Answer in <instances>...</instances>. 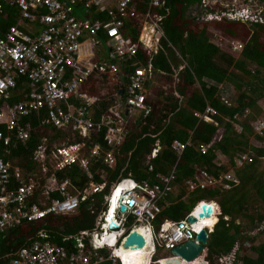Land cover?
Returning <instances> with one entry per match:
<instances>
[{"label":"built area","instance_id":"2783aa9c","mask_svg":"<svg viewBox=\"0 0 264 264\" xmlns=\"http://www.w3.org/2000/svg\"><path fill=\"white\" fill-rule=\"evenodd\" d=\"M165 3L166 0H151L150 7L163 8ZM206 4L203 0L204 8ZM7 6L19 9L20 13L16 24L6 30L0 27V102L13 95L20 99L0 108V238L22 224L38 222L50 215H74L82 203L93 200L97 194H102L103 204L95 218L94 229L62 238L64 243L74 240L71 250L51 243L48 232L38 230L27 244L7 254L5 261L0 257V264H103L105 259L115 263L122 260L117 244L135 227H141L151 242L148 264L169 260L208 264L203 257L204 249L189 262L174 256L171 250L188 239L195 241V235L201 229H205L209 237L206 226L196 229L195 224L208 219L197 217L202 212V204L212 205L211 217L222 216L216 201L200 200L182 219H164L156 224L162 212L160 203L170 205V197H176L179 190L174 169L167 174H157L154 184L137 182L130 174L109 181L100 169V166L116 165L118 148L124 141L120 116H127L131 109H138L146 116L151 110L145 100L156 72L151 60L158 53L159 41L164 36L159 27L163 17L152 15L150 10L145 15L140 14L136 0H0V16ZM244 17L261 23V18L253 14ZM133 20H139L141 25L135 43L122 34L125 24ZM143 32H146L144 38L141 37ZM228 45L233 51L243 49L239 42L229 41ZM101 46L107 50L105 60H100ZM139 47L149 56L148 61L124 74V62L133 58ZM90 78L102 87L110 86L112 95L89 93ZM223 87L219 86L223 93L221 99L229 105ZM115 96L121 98L120 102L114 99ZM104 98L110 101V106L101 119L94 121L92 107ZM214 115L216 111L207 107L204 114L197 116L217 126ZM248 115L249 111L245 110L229 121L236 133L242 132L240 123L246 121ZM31 117H36L38 125L47 130L34 151L36 167L26 173L5 158L10 153L8 146L26 143L35 132ZM117 124L121 129L116 127ZM248 125L252 132L250 143H255L256 137L264 138V117L248 120ZM96 137L101 141L98 142ZM188 146L190 140H173L171 144L172 150L179 155ZM159 150L157 140L146 156L147 162L155 158ZM201 151L205 153L206 149ZM217 158L220 160L218 165L228 162V158L220 153ZM260 161L264 162V158ZM251 162L248 153H239L234 157V168ZM70 166H76L87 176L86 186L80 190L68 179H63L58 184L60 196L51 199L47 188L49 181L57 172ZM96 174L102 183L93 182ZM231 182L238 183L232 171L215 179L197 169L194 180H186L184 187L189 192L210 186L228 190L232 188ZM116 192H119L118 197L111 211ZM88 206L90 210L91 206ZM121 206L125 207L124 211H120ZM190 215L197 217L193 225L186 222ZM223 219L228 220V217L223 216ZM112 223L117 228H112ZM104 236L109 241L99 243ZM239 246L237 242L232 252L219 255L217 264H243L235 256ZM102 250L108 253L106 258ZM162 252L170 255L156 257Z\"/></svg>","mask_w":264,"mask_h":264},{"label":"trees","instance_id":"16d2710c","mask_svg":"<svg viewBox=\"0 0 264 264\" xmlns=\"http://www.w3.org/2000/svg\"><path fill=\"white\" fill-rule=\"evenodd\" d=\"M258 1L264 3V0ZM150 2L151 0H136L137 10L143 15L150 10L152 15L163 17L159 27L164 36L159 41L158 53L153 56L151 63L164 81L169 82L171 93L154 88L155 100H145L151 110L146 116L142 113L139 122L132 123L124 134V141L118 148L116 165L100 166V169L105 172L109 181L120 175L130 174L137 182L149 184H154L157 174H167L174 169L179 187L177 196L170 205L160 203L162 212L155 223L164 219L178 221L196 202L214 200L219 204L222 216L207 226L209 237L204 247V259L208 264H217V257L232 252L239 242L240 246L235 252L237 261L243 264H264V240L256 244L257 235L251 237L249 234L263 224L264 212H248L253 204H259L264 211V169L260 167V160L264 158V138L256 137L255 143H250L249 135L252 132L248 125V120H254L261 112L258 101H264V23L249 19L244 22L248 23L245 27L237 19L222 18L214 22L221 28L228 42L237 40L238 34H241L238 39L243 41L244 47L237 52L231 50L225 42L216 44L208 35L207 24L189 17L191 8L203 6V0H166L163 8L150 7ZM208 7L206 4V8ZM214 10L216 7L212 9L213 12ZM221 11L226 10L222 8ZM19 13V9L7 6L0 16V27L6 30L16 24ZM259 16L260 13L257 17ZM238 26L244 27L240 33ZM140 28L139 20L129 21L122 34L131 43H135ZM103 42H106L105 37ZM148 59L149 56L139 47L136 55L124 62L123 73H130L136 67L145 65ZM181 65L184 67L179 70ZM250 66H254V69L251 70ZM90 81L89 93L95 95L96 80L90 78ZM253 81L257 83L256 86ZM220 85L233 86L238 91L237 97L229 105L221 99L223 93L219 90ZM175 92L179 97L173 95ZM19 99V96L13 95L9 100L1 101L0 108ZM109 106L110 101L105 98L96 103L92 107V119H101ZM207 107L216 111L213 120L217 126L206 123L197 116L204 114ZM245 110L249 111L248 118L240 123L242 132L236 133L229 121ZM30 120L36 127L35 132L26 143L8 146L10 153L5 158L26 173L36 167L34 151L39 138L47 130L38 125L36 117H31ZM95 139L101 141L100 137ZM157 140L160 150L155 158L147 162L146 156ZM173 140H190V146L179 155L171 148ZM202 148L206 149L205 153L201 151ZM218 153L226 156L228 162L218 165ZM239 153H248L252 162L234 168V157ZM197 169L207 172L215 179L232 171L238 183L231 182L232 188L228 190L210 186L198 187L189 192L184 187V182L188 179L193 181ZM63 179H68L80 190L88 182L87 176L76 166L59 171L47 185L51 199L60 196L58 184ZM93 182L100 184L103 180L96 174ZM88 204L91 206L90 210L86 208ZM102 204V194H97L93 200L82 203L74 215H50L38 222L22 224L0 238V257L5 261L7 254H12L27 244L26 241L34 238L38 230L47 231L51 243L64 245L71 250L74 240L64 243L62 238L94 229L95 218ZM92 210L95 212L91 213ZM223 216H227L228 220H224ZM130 222L129 220V226ZM243 251L249 253L245 254ZM101 252L106 258L108 253L105 250ZM103 264L122 263L120 260L114 263L105 259Z\"/></svg>","mask_w":264,"mask_h":264},{"label":"rangeland","instance_id":"374dc122","mask_svg":"<svg viewBox=\"0 0 264 264\" xmlns=\"http://www.w3.org/2000/svg\"><path fill=\"white\" fill-rule=\"evenodd\" d=\"M206 3L208 4V8L201 7V8H197V7H193L191 8V10L188 13H194L193 17L197 18V16L201 17H205L206 15L210 16L211 19L213 18L214 20L212 21H207L205 22V24H207V32L208 35L210 37H212V40L216 43V44H220L225 42V44L228 45V41H227V37L223 36L222 32H221V28H219L218 26H216L214 24L215 21L220 20L222 18H228V19H237V21L241 22L242 24H245L247 27L248 23H244L245 21L249 20L248 18H245L244 16H250L251 14H255L256 16L260 13V16L257 18H261V23H264V3L258 1V0H206ZM216 7V10H214V12L212 11V9ZM222 8H224L226 11L222 12ZM202 23V22H199ZM213 24V25H212ZM237 28H239V33L242 31V29L244 27L242 26H238ZM241 34H238L237 36V40H232L235 42H239L243 45L244 47V43L242 40H239L238 37ZM225 39V40H224ZM229 39V38H228ZM230 40V39H229ZM229 46V45H228ZM99 52V48L97 50ZM106 49L104 48V46H101L100 48V60H105L106 58ZM251 70L254 69V66H250ZM155 78H154V83L150 86V95L148 96V98H150L151 100H155L154 97V88H160V90H162L163 92H166L167 94H170V87L171 85L169 84V82L164 81V78L162 76H160V74H154ZM121 81H123V78L121 79ZM254 86L257 85L256 82L253 81ZM227 93V98L228 100L231 102L233 101L237 95H238V91L232 86V87H223ZM106 90H101V93H105ZM229 94V95H228ZM114 99L118 102H120L121 98H117V96L114 97ZM115 105V104H114ZM258 106L261 108V112L258 115V117H264V101L260 100L258 101ZM143 112L138 110V109H131L129 114L127 116H125L124 114L120 116V120L123 123V133H127V131L131 128V124L132 123H136L139 122L140 118L142 117ZM252 140V139H251ZM64 141V140H63ZM253 142V141H251ZM260 167L262 168V170L264 169V162L260 161ZM264 171V170H263ZM172 200V199H171ZM173 202V201H172ZM248 212H250V214H256V213H263V209L262 207L260 208L259 204H253L252 208H249ZM216 221L215 220H211L210 222ZM239 222V221H238ZM264 227H259V229H254L250 231V236L254 237L255 235H257L256 238V244L262 242L264 239L263 234L264 233H258L256 234L258 231L257 230H264ZM250 230V229H249ZM119 248V246H118ZM245 254L249 253L248 251H243ZM170 254L168 252H162L161 254H157L156 257H160V256H169Z\"/></svg>","mask_w":264,"mask_h":264},{"label":"water","instance_id":"95a60500","mask_svg":"<svg viewBox=\"0 0 264 264\" xmlns=\"http://www.w3.org/2000/svg\"><path fill=\"white\" fill-rule=\"evenodd\" d=\"M212 20L214 19H211V17L208 15L199 19V21L202 23ZM158 38H160V36H158ZM116 127L118 129H121V125L119 124H117ZM86 208H89V206L87 205ZM201 209L202 212L197 215L198 218L211 217L213 211L212 205L202 204ZM124 210L125 207L121 206L120 211ZM197 217L194 215H190L187 217L186 222L190 225H193L197 222ZM111 227L115 228L116 225L112 223ZM207 240V231L205 229H201L198 234L195 235V241H198V244L194 240L188 239L184 243L171 250V254H173L174 256H178L188 262L193 261L199 256L201 251L204 249V246L207 244ZM118 246L120 253H125L126 264H144L146 262L145 251L149 248V244L147 235L141 227H135L134 229L129 230V232L122 237ZM128 252L129 254H126Z\"/></svg>","mask_w":264,"mask_h":264},{"label":"bare ground","instance_id":"6f19581e","mask_svg":"<svg viewBox=\"0 0 264 264\" xmlns=\"http://www.w3.org/2000/svg\"><path fill=\"white\" fill-rule=\"evenodd\" d=\"M143 34H144V32H143ZM142 37V36H141ZM118 193L119 192H116L115 193V196L113 197V199H112V202H111V207H110V210L112 211L113 210V207H114V203H115V201L117 200V197H118ZM215 219V217H211V218H208V219H205V220H200V221H198V223L197 224H195V228L196 229H200V228H202V227H204V226H206V228H207V226L209 225V223H210V221L211 220H214ZM131 221V220H130ZM148 237V236H147ZM109 241V238L108 237H103V240H99V243H102L103 241ZM112 241H114L113 239L111 240V242ZM148 244L149 245H151V242H150V240H149V237H148ZM145 251V250H144ZM146 262L144 263V264H148V262H149V250L148 249H146ZM126 254H129V252L128 253H126ZM121 256H122V262H124L123 264H126L125 263V253H123V252H121ZM181 262V261H180ZM178 260H169V261H167V262H162V264H184L183 262H181L180 263Z\"/></svg>","mask_w":264,"mask_h":264},{"label":"crops","instance_id":"0c3cea01","mask_svg":"<svg viewBox=\"0 0 264 264\" xmlns=\"http://www.w3.org/2000/svg\"><path fill=\"white\" fill-rule=\"evenodd\" d=\"M195 7H197V8H201V7H203V6H195ZM205 10H206V8H205ZM254 14V13H253ZM194 15V14H193ZM192 18H195V17H192ZM199 19H200V17L199 16H197V20H198V22H200L199 21ZM196 20V21H197ZM163 32V31H162ZM163 35H164V33H163ZM144 37H146V32H144V34H142V38H144ZM182 66V65H181ZM155 74H158L157 72H155ZM155 76V75H154ZM155 78V77H154ZM154 80V79H153ZM153 83H154V81H153ZM153 83H151L149 86H148V96L150 95V86L153 84ZM91 86H87V88L89 89ZM112 88H113V86H112ZM101 90H106V92L105 93H107L108 94V96H110V95H112V90H111V87L109 86V87H105V86H101L100 84H96L95 85V95H100V94H103V93H101ZM118 92L119 93H121L122 91L121 90H118ZM111 93V94H110ZM173 95L175 96V97H179V95L175 92V93H173ZM229 95V94H228ZM155 97V96H154ZM148 98V97H147ZM160 99H162V97L160 98ZM175 197L174 196H171L170 197V199H174ZM172 203V202H171ZM238 222V221H237Z\"/></svg>","mask_w":264,"mask_h":264},{"label":"clouds","instance_id":"9594fccd","mask_svg":"<svg viewBox=\"0 0 264 264\" xmlns=\"http://www.w3.org/2000/svg\"><path fill=\"white\" fill-rule=\"evenodd\" d=\"M248 18V17H247ZM249 19V18H248ZM116 228H117V226H116ZM258 233H261V232H257L256 234H258ZM120 242V241H119ZM119 244V243H118ZM118 244H117V248H118ZM120 261H122V260H120ZM121 263H123V262H121Z\"/></svg>","mask_w":264,"mask_h":264},{"label":"flooded vegetation","instance_id":"af4514ba","mask_svg":"<svg viewBox=\"0 0 264 264\" xmlns=\"http://www.w3.org/2000/svg\"><path fill=\"white\" fill-rule=\"evenodd\" d=\"M193 14L194 13H188L189 17H191V18L193 17Z\"/></svg>","mask_w":264,"mask_h":264}]
</instances>
